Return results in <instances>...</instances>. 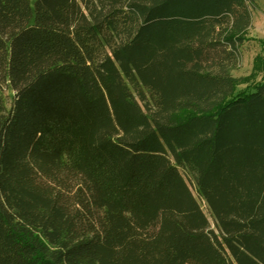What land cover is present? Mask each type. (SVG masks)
I'll return each mask as SVG.
<instances>
[{
  "label": "trees",
  "instance_id": "obj_1",
  "mask_svg": "<svg viewBox=\"0 0 264 264\" xmlns=\"http://www.w3.org/2000/svg\"><path fill=\"white\" fill-rule=\"evenodd\" d=\"M255 4L0 0V264H264Z\"/></svg>",
  "mask_w": 264,
  "mask_h": 264
},
{
  "label": "rangeland",
  "instance_id": "obj_2",
  "mask_svg": "<svg viewBox=\"0 0 264 264\" xmlns=\"http://www.w3.org/2000/svg\"><path fill=\"white\" fill-rule=\"evenodd\" d=\"M251 24L243 34L242 45L239 48L236 68L231 71L237 79L235 90L259 81L264 76V0H256L255 6L250 11ZM214 228L212 218L201 204Z\"/></svg>",
  "mask_w": 264,
  "mask_h": 264
}]
</instances>
